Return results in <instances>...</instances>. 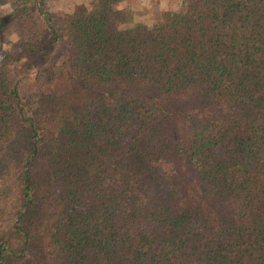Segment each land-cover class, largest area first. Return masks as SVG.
<instances>
[{
    "label": "trees",
    "instance_id": "obj_1",
    "mask_svg": "<svg viewBox=\"0 0 264 264\" xmlns=\"http://www.w3.org/2000/svg\"><path fill=\"white\" fill-rule=\"evenodd\" d=\"M125 1L0 0V264H264V0Z\"/></svg>",
    "mask_w": 264,
    "mask_h": 264
},
{
    "label": "rangeland",
    "instance_id": "obj_2",
    "mask_svg": "<svg viewBox=\"0 0 264 264\" xmlns=\"http://www.w3.org/2000/svg\"><path fill=\"white\" fill-rule=\"evenodd\" d=\"M89 0H47L49 8L57 11L58 13H63L66 11L73 10L80 3H88ZM181 0H127L122 3H117L118 7H129L133 9L134 16L137 21L145 24H153L159 20L161 13L167 9H178L180 7ZM4 47V46H3ZM5 48V47H4ZM56 50H59L56 48ZM55 50V51H56ZM57 52V51H56ZM55 53V52H52ZM43 56V57H42ZM55 56V55H54ZM44 58V64L47 63L50 55L43 52L41 55L37 54L35 57L31 58V61H41ZM41 64V63H40ZM31 86V75H25L22 88L29 89Z\"/></svg>",
    "mask_w": 264,
    "mask_h": 264
},
{
    "label": "clouds",
    "instance_id": "obj_3",
    "mask_svg": "<svg viewBox=\"0 0 264 264\" xmlns=\"http://www.w3.org/2000/svg\"><path fill=\"white\" fill-rule=\"evenodd\" d=\"M4 8H7L9 11L11 10L10 9V6L9 5H0V10L4 9ZM9 39L13 40L14 42L16 41L17 37L15 34H13L11 37H9ZM5 48H8L9 45H5L4 46Z\"/></svg>",
    "mask_w": 264,
    "mask_h": 264
}]
</instances>
